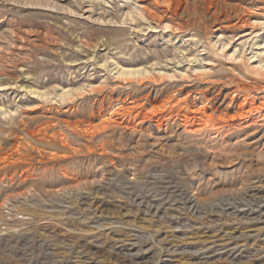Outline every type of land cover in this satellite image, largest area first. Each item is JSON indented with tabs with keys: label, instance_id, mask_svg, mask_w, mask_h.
I'll list each match as a JSON object with an SVG mask.
<instances>
[{
	"label": "rangeland",
	"instance_id": "1",
	"mask_svg": "<svg viewBox=\"0 0 264 264\" xmlns=\"http://www.w3.org/2000/svg\"><path fill=\"white\" fill-rule=\"evenodd\" d=\"M0 264H264V0H0Z\"/></svg>",
	"mask_w": 264,
	"mask_h": 264
},
{
	"label": "bare ground",
	"instance_id": "2",
	"mask_svg": "<svg viewBox=\"0 0 264 264\" xmlns=\"http://www.w3.org/2000/svg\"><path fill=\"white\" fill-rule=\"evenodd\" d=\"M137 70H139V68L138 67H134V68H128V69H126L124 71L127 72V73H132V72H136Z\"/></svg>",
	"mask_w": 264,
	"mask_h": 264
}]
</instances>
